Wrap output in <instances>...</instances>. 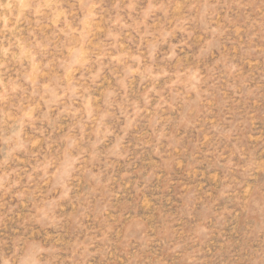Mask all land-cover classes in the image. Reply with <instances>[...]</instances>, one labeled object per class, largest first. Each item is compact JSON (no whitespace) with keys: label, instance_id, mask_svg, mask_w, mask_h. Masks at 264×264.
Returning <instances> with one entry per match:
<instances>
[{"label":"rangeland","instance_id":"374dc122","mask_svg":"<svg viewBox=\"0 0 264 264\" xmlns=\"http://www.w3.org/2000/svg\"><path fill=\"white\" fill-rule=\"evenodd\" d=\"M0 264H264V0H0Z\"/></svg>","mask_w":264,"mask_h":264}]
</instances>
